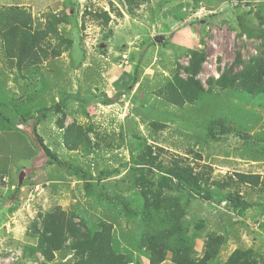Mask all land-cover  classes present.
<instances>
[{
	"label": "rangeland",
	"instance_id": "rangeland-1",
	"mask_svg": "<svg viewBox=\"0 0 264 264\" xmlns=\"http://www.w3.org/2000/svg\"><path fill=\"white\" fill-rule=\"evenodd\" d=\"M180 2L190 4L178 14ZM248 3L253 13L247 19L257 33L253 37L240 35L237 17L245 16L243 10L250 9ZM8 5L26 7L38 26L49 12L66 9L71 21L61 30L72 37L74 44L60 57L45 60L39 69H23L21 73L10 66L0 39V101L7 106L4 110L0 107V264H42V253L36 252L38 258H33L25 247L36 243L33 222L41 220L52 207L59 205L68 212L78 210L88 220L99 215L101 209L91 208L92 198L81 177L68 166L53 162L45 152L32 131L38 118L40 136L60 160L72 166L84 165L86 169L87 155H91L88 159L99 161L100 169L107 164L121 172L106 182L115 181L130 170L131 158L140 153L145 139L165 149L161 156L164 160L180 154L198 170L205 166L210 182L232 177L231 184L219 190H239L251 203L245 215L227 200L217 205L215 200L198 197L190 200L186 217L196 215L208 222V229L224 231L228 239L219 262L236 248H253L264 255V186L240 184L235 176L238 171L264 177V141L257 142L258 137L264 140V99L238 96L218 86L210 100L201 101L198 106L178 108L158 96V90L165 89L177 73L187 77L183 69L176 70L178 64H188L195 49L205 47L206 61L198 77L206 87L210 77L217 78L236 63L238 53L244 61L261 54L264 40L259 29L264 30V0H151L131 12L124 0H0V8ZM101 9L111 12L112 20L107 25L85 14V10ZM170 10L167 23L161 13L167 15ZM207 15L217 16L208 22ZM188 27L196 30L194 36L188 34ZM163 41L166 43L161 44ZM241 67V63L235 64L236 70ZM116 72L137 74L138 81L129 87L125 82L115 85ZM38 76L40 80L36 79ZM129 80L132 83L131 75ZM107 97L114 102L104 104ZM62 99L68 111L65 124L75 119L92 128L89 136L98 144L96 151L65 146L64 132L58 124L61 115L50 110ZM219 115L250 128L253 140L237 136L234 141L231 135H224L221 140L209 137V121ZM196 152L202 155L198 162ZM91 168L95 171L94 164ZM121 226L126 227L123 220L116 227ZM199 234L196 250L201 254L206 231ZM117 238L125 250L140 256L124 239L120 228ZM167 257L162 264H171L170 252ZM70 259L69 254H58L54 261L45 264H68ZM138 259L140 264H149L144 255Z\"/></svg>",
	"mask_w": 264,
	"mask_h": 264
},
{
	"label": "trees",
	"instance_id": "trees-1",
	"mask_svg": "<svg viewBox=\"0 0 264 264\" xmlns=\"http://www.w3.org/2000/svg\"><path fill=\"white\" fill-rule=\"evenodd\" d=\"M195 1L199 3V0ZM124 2L127 4V10L131 12L133 8L150 0ZM184 5L187 6V3L182 2L178 5V14ZM247 5L250 9L243 10L245 16H237L242 30L240 35L253 37L257 33L247 19L253 11L251 4ZM171 10L166 15L167 23H170L173 11ZM91 11L85 10V14L97 18L101 24L107 25L112 20L111 12L108 10L92 11L94 13ZM214 16L217 15H207L206 20L209 22ZM261 20L264 21V18ZM70 21V15L65 9L49 12L45 21L38 26L31 11L26 7L19 5L1 7L0 39L10 66L16 67L21 73L23 69L37 70L45 60L60 57L64 51L71 49L74 40L61 30V27ZM259 32L264 40L263 28L259 29ZM204 48L191 51L187 65L178 64L176 71L183 69L187 77L177 73L165 89L158 90V96L162 95L169 105L178 108H183L187 104L198 106L201 101L210 100L215 87L218 86L220 90H229L238 96L250 99L261 96L264 99V50L248 61L241 60L238 53L236 63H241L242 67L236 70V63L230 65L217 78L210 77L206 87L198 77L206 61ZM115 74L117 75L115 85L125 82L129 87V84L138 81L137 74L136 76L130 74L132 83L129 74L122 72ZM36 79L40 80L41 77L38 76ZM90 86L98 88L96 84ZM102 102L111 104L114 99L107 97ZM0 107L4 110L7 106L0 101ZM50 110L61 115L58 124L59 128L63 129V142L66 147L72 150L96 151L98 144L89 136L92 128L83 126L75 119L70 124H65L68 111L64 99L57 101ZM0 116H3L1 111ZM5 119L7 120V117ZM40 122L41 118H38L33 124L32 131L45 152L52 157L53 162L68 166L67 169L70 168L81 177L88 195L92 198L91 208L100 206L101 209L99 215L95 214L88 220L81 217L78 210L68 212L59 205L52 207L42 215L41 220L33 222L32 230L36 243L27 244L25 247L27 255L38 258L34 254L40 251L44 257L42 264L54 261L58 254L71 255L68 264H140L138 258L141 255L147 258L149 264H162L170 252L171 264H264V255L256 253L253 248H236L223 262H219L220 253L228 239L224 231L208 229V222L196 215L191 219L186 217L190 200L198 197L205 201H216L217 205L227 200L235 209H241V213L245 215L251 203L242 197L239 190H219L229 186L231 184L229 178L232 177L225 180L214 178L210 182L209 170L205 166L198 170L188 157L180 154L164 160L161 156L166 152L165 149L160 145L148 143L145 139L140 153L131 158L130 170L121 178L106 182L111 177L119 176L121 172L109 168L107 164L100 169L99 161L92 157L88 159L91 155H87L89 164L85 166L86 169H83L84 165L72 166L69 162L60 160L40 136L38 132ZM248 129L250 128L237 125L225 115H219L209 121L206 134L215 140L224 139V135L233 136L234 141L237 140V136L253 140ZM262 138L258 137L257 142L264 141ZM189 151L194 152V149L189 147ZM201 157L202 155L196 152V162ZM91 164L95 165V171ZM235 176L240 184L254 188L264 186V177L260 173L236 171ZM96 178L99 181L96 182ZM121 220L125 223V229L122 226L116 227L120 226ZM118 228L121 229L124 239L138 251L139 257L135 256L134 251L122 247L117 238ZM201 230L206 231V238L203 251L198 254L196 241Z\"/></svg>",
	"mask_w": 264,
	"mask_h": 264
},
{
	"label": "crops",
	"instance_id": "crops-1",
	"mask_svg": "<svg viewBox=\"0 0 264 264\" xmlns=\"http://www.w3.org/2000/svg\"><path fill=\"white\" fill-rule=\"evenodd\" d=\"M150 2H151V0H150ZM180 3H182V2H180ZM188 4H190V3H187V5ZM153 5V4H152ZM154 7V6H153ZM194 12H195V10H194ZM196 13V12H195ZM162 14V17L163 18H165V20H166V18H167V16L166 15H164L163 13H161ZM159 26H160V23H158V28H159ZM188 29V34H190V35H195L196 34V30L193 28V27H188L187 28ZM158 36L159 35H157V37H155V38H158ZM194 38V37H193ZM164 42V41H163ZM163 42L161 43V44H163ZM199 45V44H198Z\"/></svg>",
	"mask_w": 264,
	"mask_h": 264
}]
</instances>
